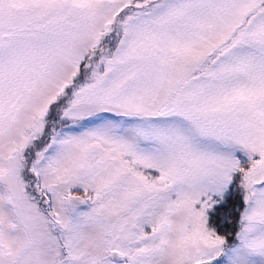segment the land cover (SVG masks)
<instances>
[{
	"label": "snow or ice",
	"instance_id": "snow-or-ice-1",
	"mask_svg": "<svg viewBox=\"0 0 264 264\" xmlns=\"http://www.w3.org/2000/svg\"><path fill=\"white\" fill-rule=\"evenodd\" d=\"M0 264H264V0H0Z\"/></svg>",
	"mask_w": 264,
	"mask_h": 264
}]
</instances>
